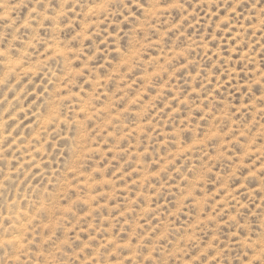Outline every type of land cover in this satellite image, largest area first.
<instances>
[{"label":"rangeland","instance_id":"1","mask_svg":"<svg viewBox=\"0 0 264 264\" xmlns=\"http://www.w3.org/2000/svg\"><path fill=\"white\" fill-rule=\"evenodd\" d=\"M141 3L0 0V264H224L264 225V32Z\"/></svg>","mask_w":264,"mask_h":264},{"label":"clouds","instance_id":"2","mask_svg":"<svg viewBox=\"0 0 264 264\" xmlns=\"http://www.w3.org/2000/svg\"><path fill=\"white\" fill-rule=\"evenodd\" d=\"M163 2L167 3V0ZM219 3L224 5V11L232 9L231 14L238 23L244 20L250 27L258 25L260 31L264 32V0H219ZM64 6L66 11L62 13V17L67 21H71L69 10L74 12L78 8L82 16L91 10L92 17L103 16L105 19L125 17L135 24L138 22L136 11L144 10L141 0H64ZM149 7H152L150 2ZM176 7L182 8V4ZM50 10L55 12V8ZM261 71H264V68ZM256 91H261L259 82L256 83ZM258 220L259 216L253 217V224L247 230V234L245 229H240V235L234 238L231 245L232 250L225 254L224 264H264V225L256 223ZM229 256L230 260L227 258Z\"/></svg>","mask_w":264,"mask_h":264}]
</instances>
